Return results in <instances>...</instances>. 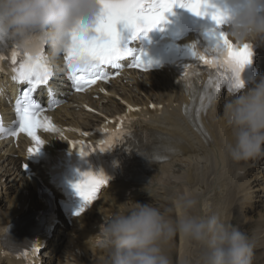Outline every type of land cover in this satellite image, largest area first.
I'll use <instances>...</instances> for the list:
<instances>
[{"label": "clouds", "instance_id": "9594fccd", "mask_svg": "<svg viewBox=\"0 0 264 264\" xmlns=\"http://www.w3.org/2000/svg\"><path fill=\"white\" fill-rule=\"evenodd\" d=\"M216 7L227 14L224 31L233 43L264 44V0H225ZM101 14L100 0H0V38L10 37L23 51L47 47L55 68L72 50L74 38L96 36ZM74 63L85 68L90 60L80 56ZM242 81L223 104L219 119L228 138L216 145L235 164L264 158V74ZM218 100V95L208 100L210 111ZM201 203L198 193L179 196L175 209L166 210L152 200H126L91 235V244L104 254L103 264H173L170 245L180 235L198 249L188 264H252L254 238L219 213L200 214ZM174 211L180 215L174 217Z\"/></svg>", "mask_w": 264, "mask_h": 264}, {"label": "bare ground", "instance_id": "6f19581e", "mask_svg": "<svg viewBox=\"0 0 264 264\" xmlns=\"http://www.w3.org/2000/svg\"><path fill=\"white\" fill-rule=\"evenodd\" d=\"M143 80L145 82L137 85L136 88L128 86V83L119 86L112 84L111 97L101 99L102 112L107 116H111L112 112L123 111L120 102L115 100L117 94H122L123 99L127 102L138 101L139 105H145L146 108L141 110L142 119L139 123L158 144L155 145V152H151L147 157L154 158L152 153L167 157L165 162L153 164L147 181L137 182L136 185L140 192L134 196V199L155 200L159 208L166 210L175 209V201L179 196L198 193L202 202L198 209L200 214L221 213V216L226 220L227 214L222 213L225 206V210L232 213L227 222L240 230L248 228L247 233L254 238L256 251L252 258V264H264V215L260 214L258 219H253V214H250L257 206L255 202L259 201H254L255 196H252L250 189L253 188V180L264 179V172L259 171L263 170L261 167L264 166V158L235 164L217 152L216 145L228 138V131L222 120L219 119L223 111L222 105L225 102L222 101V98H219L215 111L209 110L206 98L202 102L207 109L205 112L201 108V101L198 102V99H195L193 103L190 102V99L181 92L180 88L172 84V80L166 74L162 72L148 73L143 75ZM138 93L143 94L142 97H139ZM149 102L162 104V109H148L146 104ZM196 104L198 108L195 106ZM185 106L188 107V114L185 113ZM57 111L55 115H58L63 124H73L83 128L91 127L100 118L89 116L83 110L75 107L71 112L70 110L63 113ZM195 113L199 114L196 116ZM170 146H174L176 151L168 152ZM3 155L4 153L0 152V170L3 168V165L1 166L4 161ZM7 168L11 169L5 166V169ZM251 172H257L259 175L252 179L253 184L248 182L244 186L245 181H250ZM11 174L14 173L11 172ZM15 178L16 185L14 186H17L15 194L12 198L7 199L8 202L4 210L0 205V264H17L18 262L4 252L6 250L4 232L5 228L10 226V220L15 217V213L23 212L26 205L34 208L40 206V202L35 200L32 184L18 179V176ZM218 184L225 192L223 195L219 192L217 198L214 199L213 208L211 197L213 192L211 191ZM14 186L11 187L14 188ZM119 186L112 184L103 191L101 197L104 198L108 195L111 202L105 206L101 205L100 210L110 212L117 210V202L121 199L118 195ZM3 190L4 194L7 193V190L2 188L1 191L3 192ZM8 190H11L10 187ZM259 191L264 192V186ZM10 192L7 195H10ZM172 215L178 217L180 213L174 211ZM241 215L242 218H240ZM105 217L108 216L105 215ZM78 220H81L80 226L84 231L86 218H77L72 223L78 224ZM100 227L96 224V227L91 226L85 230V233L87 235L94 234ZM65 229L66 227L60 231L62 235H65ZM62 235L56 233L51 242L61 245L60 242L64 240ZM87 235L81 234L83 238ZM88 239L87 236L82 239V242H79L74 234L66 238V251L70 255L66 264H103L105 256L98 249L92 250L94 255L92 259L84 255L83 247L88 249L90 246L89 244L84 245L83 242L88 243ZM170 247L173 264H187L186 258L191 255L196 257L198 253L197 246L180 235H177ZM58 251L59 247L55 249L54 253H58ZM51 252L52 259L53 251ZM57 258L58 256H55V260ZM58 260V264H62L63 261L60 258Z\"/></svg>", "mask_w": 264, "mask_h": 264}, {"label": "snow or ice", "instance_id": "6c2138e0", "mask_svg": "<svg viewBox=\"0 0 264 264\" xmlns=\"http://www.w3.org/2000/svg\"><path fill=\"white\" fill-rule=\"evenodd\" d=\"M102 14L96 25V36L73 40V48L64 57L68 69V79L72 82V87L77 92L86 91L98 81L108 82L112 77L106 67L119 70L123 66L121 61L126 57L135 55L131 67L148 70L152 62L146 61V52H134L131 48H121V31L117 25H123L132 37L138 33L155 28L166 19L165 13L171 12L174 7L186 8L196 16H208L215 23V28L206 33L207 38L212 42L203 51L190 45L187 55H190L197 63H202L210 70V80L207 87L210 89L207 100L213 95H218L222 85L227 86L229 92H235L243 86L241 72L243 68L251 63L252 46L248 44L237 45L233 43L224 26L227 23V14L216 7L211 0H100ZM222 46V50H221ZM87 57L90 60L88 67L81 68L74 63L77 57ZM11 72L14 82L23 86L22 93L18 96L14 104L15 119L12 127L5 128L0 122V134L10 137H17L21 133L26 134L34 142V147L29 148V154L34 155L39 152L43 141L37 135L39 129L50 132L62 133L63 129L57 127L51 117L46 115L48 110L58 106L60 101L56 98L54 85V71L47 58V47H39L35 51H23L16 49L11 51ZM5 60L0 56V61ZM192 64H185L183 73L186 87L191 88L188 83L192 72ZM214 73V75H213ZM119 75V71L116 72ZM47 91L49 102L47 108L35 98L34 94ZM103 91V89H101ZM198 90L193 91V96L201 101V108L206 112L203 105V96L197 95ZM91 110V109H89ZM138 109L129 108V112ZM185 113L188 114V107L185 106ZM199 113H197L198 115ZM127 116L117 118V126L114 130L105 129L106 133H111L108 139L101 140L100 145L91 146L86 150L83 141L72 142V147L79 151L82 157L88 156L97 150L103 152L110 150L114 141L122 137L123 122ZM81 135H86L81 133ZM209 142H211L209 140ZM176 148L170 146L168 152H175ZM158 160L162 157H156ZM27 169V165H25ZM108 177L102 172L93 174L92 172L82 173L79 182L72 185L78 195L82 198V205L74 213L79 216L89 205L93 204L102 186L108 182Z\"/></svg>", "mask_w": 264, "mask_h": 264}, {"label": "rangeland", "instance_id": "374dc122", "mask_svg": "<svg viewBox=\"0 0 264 264\" xmlns=\"http://www.w3.org/2000/svg\"><path fill=\"white\" fill-rule=\"evenodd\" d=\"M249 176H250V181H251V179L255 178V176H258V175H255V173L252 172V174ZM252 186H253L252 192H254L253 196H255L254 201L255 200H259V201L255 202V204L257 203L256 204L257 206L253 209L254 211H252L250 214H253L252 215V217H254L253 219H258L257 218L258 215H260V214L264 215V192L259 191L260 188H262L264 186V181H262L261 178H258L257 181L254 182V184ZM212 192H213V193H211L212 197H215L219 194V192L222 193V195H223L225 191L218 184L213 188ZM6 199L7 198L1 197V202H0L1 207H4V205L6 204V201H2V200H6ZM227 215H229V213H227ZM230 216H232V213H230ZM240 218H242V215L240 216ZM228 219H229V217H228ZM247 229L248 228H244L242 231L247 232L248 231ZM195 258L196 257H193V255H191L189 258H186L187 264H188V262H194Z\"/></svg>", "mask_w": 264, "mask_h": 264}]
</instances>
